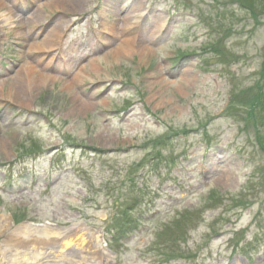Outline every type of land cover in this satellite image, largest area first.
Here are the masks:
<instances>
[{
	"label": "rangeland",
	"instance_id": "rangeland-1",
	"mask_svg": "<svg viewBox=\"0 0 264 264\" xmlns=\"http://www.w3.org/2000/svg\"><path fill=\"white\" fill-rule=\"evenodd\" d=\"M3 1L0 27L7 40L0 44V100L5 102L0 106V232L39 234L27 248L43 252L49 264H160L149 245L167 220L170 227L161 239L165 252L174 256L170 264H264V242L254 241L264 239V150L255 145L264 121V0H246L254 6L251 13L234 0H117L129 11L137 8L145 36L165 22L144 59L141 46L117 59L110 51L93 52L87 44L95 40L87 34L100 26L110 0H86L79 10L66 13L47 6L41 12L44 33L57 37L71 28L67 43H82L81 36L85 41L79 53L83 58L69 64L68 73L55 68L57 79L42 87L30 84V71L24 69L26 62L38 67L31 51L40 40L25 29L21 17L34 18L43 4ZM145 9L151 10L150 22ZM126 16L123 12L120 18ZM208 48L220 52L211 55ZM63 52L67 59L68 50ZM189 52L194 54L179 57ZM97 55L100 73L91 72L81 82L79 69L85 64L89 70ZM116 78L127 84L113 83ZM19 84L21 92H12L11 85ZM77 98L91 103L81 105ZM184 132L188 138L181 141ZM166 133L173 136L166 152L175 159L168 166L156 165L154 172L137 146ZM71 145L75 150H67ZM36 146L44 153L34 166L27 154ZM86 147L98 152L88 157ZM29 166L34 179L15 180L9 174ZM225 178L230 179L226 186ZM46 185L51 187L39 192ZM138 187L144 188V201L154 198L155 208L164 212L153 231L143 227L116 260L103 235L117 202H127ZM10 213L14 218L25 214L33 222L23 227ZM249 225L256 235L232 238L226 233Z\"/></svg>",
	"mask_w": 264,
	"mask_h": 264
},
{
	"label": "bare ground",
	"instance_id": "bare-ground-1",
	"mask_svg": "<svg viewBox=\"0 0 264 264\" xmlns=\"http://www.w3.org/2000/svg\"><path fill=\"white\" fill-rule=\"evenodd\" d=\"M86 2V0H57L54 2H50L47 3L46 6L50 5L51 3V10H63L64 13L69 12V11H73V10H79V8H81V6ZM139 2V1H138ZM0 6L4 7L5 6V2L3 0H0ZM113 7V6H112ZM122 8V7H121ZM120 8L118 6L113 7V14L115 16H119L120 13ZM71 11V12H72ZM45 13L44 8L41 9L39 12H37L38 14L36 16H34V18H30V17H26V20L28 18V23H30V26L33 25V29L34 31H36V35L40 36V31L43 28L42 25H39V29L36 30L35 27L40 24L42 21H45L46 17L42 16V13ZM126 12L128 13V17H122L117 19L115 22L112 23H104V29L99 30L98 34V40L104 38V35H108V36H113L115 39L120 37H124V31L126 32H130L131 35L124 39L121 44L115 48V50L111 51L112 53L110 54H115L117 55V59L120 55H126L129 54L130 52H134V46H141L144 49L140 50L139 52L143 53V56H141L143 59L146 57L145 51H147L146 49L148 48L149 45H152L155 43L156 41V36L158 35V32L162 29V27H157L156 30L153 31V34L151 36H145L144 32H133L130 31L128 29L132 28L133 26L136 25V22L134 21V19L136 20V18L138 17V11L137 8L129 11L128 9L126 10ZM125 12V13H126ZM6 14H2L1 17H5ZM13 17V16H12ZM14 18V17H13ZM13 18H8V20H11ZM21 19L25 20V17H21ZM39 19H43L42 21H40ZM152 18L147 19L149 22L151 21ZM23 24H25V22L23 20H21ZM123 23L124 24V31H119V24ZM127 29V30H126ZM62 38L61 34L57 33V37L53 34L50 33L48 35H46L43 40L39 43H33V48H32V53L35 54V57L38 60V64H40V67H34L33 65H31L30 63H26L24 65V69L25 70H29L27 75V78L29 80L30 84H33L34 86H38L40 85V87L45 85V82L50 81L55 79V77H53L52 79H50L47 75V71H49L51 69V65H52V61L53 59L48 62L47 61V54H49L51 52V50L54 48V45H58L61 47L62 42L60 41ZM109 44V43H108ZM113 43L111 42V45ZM110 45V44H109ZM94 48V47H92ZM101 48V47H98ZM107 48V47H106ZM73 51H75L74 49H72ZM93 52H95L96 50L92 49ZM149 53V51H147ZM37 54V55H36ZM102 59V58H101ZM101 59L99 57H94L91 61H90V69L88 70L87 68H81L78 71V78L79 80L82 82L91 72H94L96 74H99V67H102V63H101ZM40 68V69H39ZM23 81L20 79V83H22ZM25 83V80H24ZM25 86V84H24ZM26 87V86H25ZM11 91L15 92L16 94L21 92V88H20V84L19 85H11ZM80 99V98H79ZM79 99L77 98L78 102L80 103ZM81 98V105H88L91 103V99L87 98ZM84 103V104H83ZM227 181V182H225ZM230 181V179L228 180V178L224 179V186H226V184H228V182ZM21 241L19 236H15L12 235L8 238L7 243L8 244H12L14 242H18ZM244 262L242 260L237 261L235 264H243Z\"/></svg>",
	"mask_w": 264,
	"mask_h": 264
},
{
	"label": "trees",
	"instance_id": "trees-1",
	"mask_svg": "<svg viewBox=\"0 0 264 264\" xmlns=\"http://www.w3.org/2000/svg\"><path fill=\"white\" fill-rule=\"evenodd\" d=\"M260 139L262 140V142L264 144V137H262V135H260Z\"/></svg>",
	"mask_w": 264,
	"mask_h": 264
}]
</instances>
